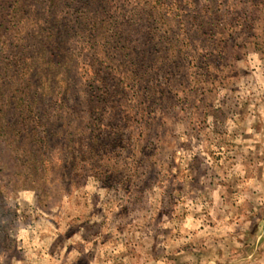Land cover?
I'll list each match as a JSON object with an SVG mask.
<instances>
[{"label": "rangeland", "instance_id": "374dc122", "mask_svg": "<svg viewBox=\"0 0 264 264\" xmlns=\"http://www.w3.org/2000/svg\"><path fill=\"white\" fill-rule=\"evenodd\" d=\"M38 1L0 0V264H264V0Z\"/></svg>", "mask_w": 264, "mask_h": 264}, {"label": "trees", "instance_id": "16d2710c", "mask_svg": "<svg viewBox=\"0 0 264 264\" xmlns=\"http://www.w3.org/2000/svg\"><path fill=\"white\" fill-rule=\"evenodd\" d=\"M21 1L22 2L25 1L26 4H30V2L33 0H21ZM34 1H36L37 4H39L40 2L38 0H34ZM50 3H51L50 5L51 7L55 6L54 4L55 0H50ZM38 8L40 9V5H36L34 9H32L30 12L33 13V17L35 19L34 21L39 23V24H34V26L36 27L38 26L39 31H41L40 33H37V36H39L38 47L39 49L42 48L44 53L46 49L47 50L49 49V47L51 48L50 50L56 53L54 58H50V61H51V65L57 68V66H59L60 63L63 61V57L62 55L60 56V52H59L62 49V42L55 38L57 36L56 32L57 30H62V33H64L66 25H63L61 22L57 21L52 14H50L46 18H43V16L39 14ZM47 24H50L52 26L50 28H52L51 31L53 32H51L48 35H43V33H45V30H47L45 28ZM45 38H49V40L45 41Z\"/></svg>", "mask_w": 264, "mask_h": 264}]
</instances>
